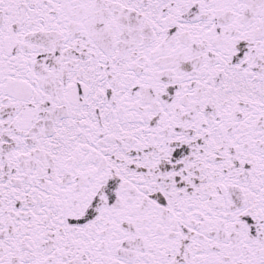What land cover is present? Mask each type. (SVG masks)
<instances>
[{
    "label": "snow or ice",
    "instance_id": "obj_1",
    "mask_svg": "<svg viewBox=\"0 0 264 264\" xmlns=\"http://www.w3.org/2000/svg\"><path fill=\"white\" fill-rule=\"evenodd\" d=\"M0 264H264V0H0Z\"/></svg>",
    "mask_w": 264,
    "mask_h": 264
}]
</instances>
